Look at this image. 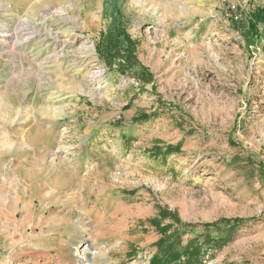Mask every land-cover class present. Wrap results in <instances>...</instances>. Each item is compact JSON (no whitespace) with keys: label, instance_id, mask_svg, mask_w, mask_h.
<instances>
[{"label":"rangeland","instance_id":"obj_1","mask_svg":"<svg viewBox=\"0 0 264 264\" xmlns=\"http://www.w3.org/2000/svg\"><path fill=\"white\" fill-rule=\"evenodd\" d=\"M161 253L264 264V0H0V264Z\"/></svg>","mask_w":264,"mask_h":264},{"label":"trees","instance_id":"obj_2","mask_svg":"<svg viewBox=\"0 0 264 264\" xmlns=\"http://www.w3.org/2000/svg\"><path fill=\"white\" fill-rule=\"evenodd\" d=\"M168 231H169L168 228H161V233L163 234L164 237L167 235ZM169 263H170V259H168L164 253L155 256L151 261V264H169Z\"/></svg>","mask_w":264,"mask_h":264}]
</instances>
